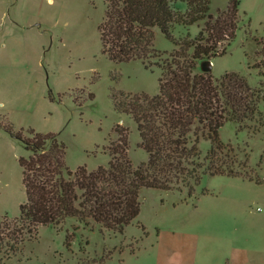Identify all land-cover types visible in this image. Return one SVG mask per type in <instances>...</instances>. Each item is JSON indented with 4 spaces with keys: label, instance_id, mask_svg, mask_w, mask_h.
Listing matches in <instances>:
<instances>
[{
    "label": "rangeland",
    "instance_id": "rangeland-1",
    "mask_svg": "<svg viewBox=\"0 0 264 264\" xmlns=\"http://www.w3.org/2000/svg\"><path fill=\"white\" fill-rule=\"evenodd\" d=\"M240 30L226 54L211 59V74L220 78L228 72L243 76L252 88L264 85V0H238ZM108 0H0V221L19 216L25 202L19 158L27 153L13 132L30 137L37 133L57 134L66 146V164L71 170L85 166L94 170L107 166L106 147L116 138L113 128H128L129 158L134 165L148 159L139 146L140 136L131 116L115 110L112 92L159 93L160 66L175 49L159 28L154 29V47L167 55L150 59L146 68L141 61L115 62L102 53L98 26ZM230 0H211L210 13L225 10ZM186 10L184 2L178 3ZM203 22L189 26L175 24L176 39H194ZM199 69V66L198 68ZM92 94V97L90 95ZM264 111V101L261 103ZM240 128L226 123L220 139L237 150L242 177L206 175L192 197L188 188L165 192L145 188L140 193L141 217L150 218L162 201V210L170 215L172 199L178 192L195 202L204 191L237 200L253 231L264 233V123ZM203 154L210 149L201 140ZM248 156L247 167H243ZM242 165V166H241ZM184 196V195H183ZM162 215L165 212L162 211ZM137 218L123 234L110 231L77 232L70 247L66 228L55 230L39 226L37 236L27 240L19 254L6 264H151L145 258L148 243L141 244L142 228ZM166 222V218H163ZM72 222L68 223L69 226ZM164 223V222H163ZM259 237V235H258ZM88 241L86 244L85 242ZM83 247V249H82Z\"/></svg>",
    "mask_w": 264,
    "mask_h": 264
},
{
    "label": "trees",
    "instance_id": "trees-1",
    "mask_svg": "<svg viewBox=\"0 0 264 264\" xmlns=\"http://www.w3.org/2000/svg\"><path fill=\"white\" fill-rule=\"evenodd\" d=\"M180 2L186 4L184 12L177 6ZM210 3L108 0L98 31L102 53L110 60H139L148 68V60L167 55L154 47L156 27L175 45L160 66L158 94L114 90L111 95L115 110L134 120L139 146L148 159L137 166L132 163L128 128L120 124L113 128L116 138L106 147L107 166L94 170L85 166L71 170L66 146L57 134L30 130V137H24L6 127L27 153L19 158L25 202L18 217L0 221V264L19 254L25 241L35 239L41 225L57 231L67 227V247L80 228L123 234L140 214V193L145 188L165 192L188 188L187 196L192 197L206 175L261 182L236 169L240 167L237 150L220 139V131L228 122L239 129L263 125L264 85L252 88L236 72L214 78L211 72L197 69L199 61L226 54L240 30L238 0H230L227 9L216 15L210 13ZM199 22L203 25L194 39L172 35L175 24ZM201 140L210 142L205 154L199 149ZM243 157L247 167L248 156Z\"/></svg>",
    "mask_w": 264,
    "mask_h": 264
},
{
    "label": "crops",
    "instance_id": "crops-1",
    "mask_svg": "<svg viewBox=\"0 0 264 264\" xmlns=\"http://www.w3.org/2000/svg\"><path fill=\"white\" fill-rule=\"evenodd\" d=\"M178 193L170 215L161 201L150 218L137 217L151 264H264V233L248 226L237 200L209 192L193 202Z\"/></svg>",
    "mask_w": 264,
    "mask_h": 264
},
{
    "label": "water",
    "instance_id": "water-1",
    "mask_svg": "<svg viewBox=\"0 0 264 264\" xmlns=\"http://www.w3.org/2000/svg\"><path fill=\"white\" fill-rule=\"evenodd\" d=\"M200 72H211L212 70V61L211 59H203L198 63Z\"/></svg>",
    "mask_w": 264,
    "mask_h": 264
}]
</instances>
